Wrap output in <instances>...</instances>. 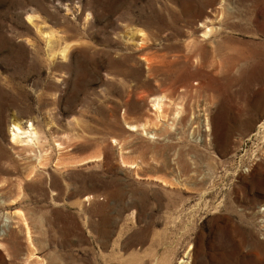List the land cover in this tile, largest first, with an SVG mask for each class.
<instances>
[{
  "label": "rangeland",
  "instance_id": "1",
  "mask_svg": "<svg viewBox=\"0 0 264 264\" xmlns=\"http://www.w3.org/2000/svg\"><path fill=\"white\" fill-rule=\"evenodd\" d=\"M118 153L101 253L38 221L43 157ZM0 264H264V0H0Z\"/></svg>",
  "mask_w": 264,
  "mask_h": 264
},
{
  "label": "crops",
  "instance_id": "2",
  "mask_svg": "<svg viewBox=\"0 0 264 264\" xmlns=\"http://www.w3.org/2000/svg\"><path fill=\"white\" fill-rule=\"evenodd\" d=\"M113 142V141H112ZM117 147L120 142L115 141ZM114 143V142H113ZM114 145V144H113ZM48 163L54 164L45 174H36L34 186L44 187L48 194V201L52 207H46L43 216L37 215L53 228L60 226L58 219L68 218L70 227L81 228L87 235V242L99 248L108 241V235L102 233L101 228L109 225V219H123L124 225H133L135 210H124L121 213L111 209L114 201L110 194V175L129 176L136 182H141L140 156L127 154H68L58 157H43ZM123 182V181H122ZM123 182V183H125ZM63 204V205H62ZM118 242V241H115ZM122 243V242H121ZM100 244V247H98Z\"/></svg>",
  "mask_w": 264,
  "mask_h": 264
},
{
  "label": "bare ground",
  "instance_id": "3",
  "mask_svg": "<svg viewBox=\"0 0 264 264\" xmlns=\"http://www.w3.org/2000/svg\"><path fill=\"white\" fill-rule=\"evenodd\" d=\"M37 29H38L39 33L43 34L42 30H40L39 27H37ZM206 35H208V34H206ZM69 50H70V48H69ZM67 54H68V52H66V50H63L62 51V58L66 59L68 57ZM164 103H165L164 99L158 98L155 100L153 106H154L155 110L158 111V113H161L160 110H161V108H163L162 106L164 105ZM132 128L136 129V127H132ZM10 131H11V138H12L13 144L18 145V146L20 145V146H24V147H30V148H34V147L38 146L37 144H38L39 138H40L39 132H38V129L36 128V126L32 122L28 121V122L19 123L16 120H13ZM8 218H11V217H9V215H8V217H4V222L6 224L9 222Z\"/></svg>",
  "mask_w": 264,
  "mask_h": 264
}]
</instances>
